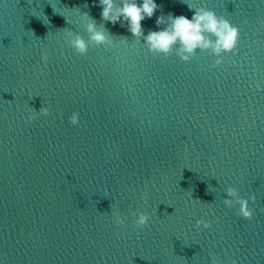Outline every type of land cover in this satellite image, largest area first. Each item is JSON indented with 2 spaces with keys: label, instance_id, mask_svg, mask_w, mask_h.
I'll return each instance as SVG.
<instances>
[{
  "label": "water",
  "instance_id": "water-1",
  "mask_svg": "<svg viewBox=\"0 0 264 264\" xmlns=\"http://www.w3.org/2000/svg\"><path fill=\"white\" fill-rule=\"evenodd\" d=\"M101 11L98 0H0V261L210 264L215 255L264 264V241L223 204L226 193ZM84 13L114 43L80 56L65 33L87 39ZM41 107L50 115L29 121ZM115 209L124 225L113 223ZM140 211L150 216L142 230ZM201 219L211 227L197 229Z\"/></svg>",
  "mask_w": 264,
  "mask_h": 264
},
{
  "label": "clouds",
  "instance_id": "clouds-1",
  "mask_svg": "<svg viewBox=\"0 0 264 264\" xmlns=\"http://www.w3.org/2000/svg\"><path fill=\"white\" fill-rule=\"evenodd\" d=\"M194 13L189 19L185 15H174L169 13L167 17L160 15L156 18L158 30H149L147 34L142 27V21L154 16L159 8L156 0H98L101 8L102 21L112 25L119 24L126 27L127 31L134 37V41L142 43L143 46L153 56H168L175 54L183 62H189L197 52H207L216 57L214 66L223 62L224 55L232 54L236 51L239 42V29L227 18L218 16L214 11L205 7L196 8L184 0ZM87 17L84 21L87 39L80 34L68 30L65 33V43L74 50L77 55L85 56L90 47L110 46L114 42L110 39L111 34L104 27L103 23L97 26L94 19L87 13L82 14ZM66 18V17H65ZM67 23L70 21L66 18ZM160 25H165L159 28ZM205 33L210 35L206 36ZM214 37V39L212 38ZM127 39L125 38V41ZM42 60L46 64L48 55H42ZM37 115L48 117L50 111L46 107H41L39 111L29 115V121L37 118ZM69 122L73 126L80 123L79 113L73 112ZM226 198L223 204L228 208L238 206V215L245 220H251L254 210L249 207V201H255V196L247 199L242 197L237 188L228 186L225 189ZM113 223L124 225L125 218L119 214V210H111ZM135 227L144 229L148 226L150 216L146 212L140 211L134 214ZM197 229H208L210 223L205 220L196 221ZM3 264V261H0ZM210 264H220L215 255L211 256Z\"/></svg>",
  "mask_w": 264,
  "mask_h": 264
}]
</instances>
